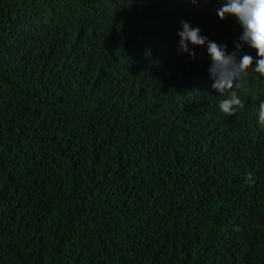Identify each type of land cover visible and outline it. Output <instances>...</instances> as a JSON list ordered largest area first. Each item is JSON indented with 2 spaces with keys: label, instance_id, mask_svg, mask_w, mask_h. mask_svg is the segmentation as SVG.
<instances>
[{
  "label": "trees",
  "instance_id": "16d2710c",
  "mask_svg": "<svg viewBox=\"0 0 264 264\" xmlns=\"http://www.w3.org/2000/svg\"><path fill=\"white\" fill-rule=\"evenodd\" d=\"M220 7L0 0V264H264V76L226 117L178 48L256 58Z\"/></svg>",
  "mask_w": 264,
  "mask_h": 264
},
{
  "label": "clouds",
  "instance_id": "9594fccd",
  "mask_svg": "<svg viewBox=\"0 0 264 264\" xmlns=\"http://www.w3.org/2000/svg\"><path fill=\"white\" fill-rule=\"evenodd\" d=\"M198 3L199 0H192ZM221 7L217 15L221 20L227 16H233L240 24L242 33L240 41L256 52V58L249 54H243L237 58L240 44L236 45V51L229 53L227 46L218 44L202 35L199 27H193L190 22L182 21L181 29L177 32L179 37L178 48L182 53L195 58L196 53L190 45L203 47L211 58L208 69L209 78L213 80L212 88L223 96L219 101V110L226 116H232L238 109L245 107L238 89L246 73L252 71L264 76V0H220ZM251 90H246V95H251ZM258 123L264 128V102H261L257 111ZM253 182L252 175L247 177Z\"/></svg>",
  "mask_w": 264,
  "mask_h": 264
}]
</instances>
